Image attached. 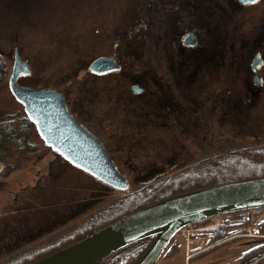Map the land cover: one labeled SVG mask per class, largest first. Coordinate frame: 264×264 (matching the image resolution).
I'll use <instances>...</instances> for the list:
<instances>
[{"label": "rangeland", "instance_id": "obj_1", "mask_svg": "<svg viewBox=\"0 0 264 264\" xmlns=\"http://www.w3.org/2000/svg\"><path fill=\"white\" fill-rule=\"evenodd\" d=\"M234 1L0 0V123L26 115L8 87L16 49L30 68L18 83L63 94L129 185L120 191L98 181L56 156L36 131L27 154L0 134V264L77 240L106 209L144 188L155 199L174 193L176 178L224 173L223 157L243 159L225 169L264 176V85L252 89L248 70L264 1ZM187 33L199 51L186 54L180 42ZM99 57L114 58L120 69L91 73ZM255 243L239 240L189 263L178 235L155 264H232ZM191 249V257L199 253Z\"/></svg>", "mask_w": 264, "mask_h": 264}, {"label": "water", "instance_id": "obj_2", "mask_svg": "<svg viewBox=\"0 0 264 264\" xmlns=\"http://www.w3.org/2000/svg\"><path fill=\"white\" fill-rule=\"evenodd\" d=\"M119 69L113 58L106 57L96 58L88 67L96 75ZM29 74L28 63L20 59L15 49L8 87L45 145L105 185L126 191L128 181L97 136L69 113L63 95L52 89L35 90L18 83L20 77ZM262 206L264 179L182 193L147 206L33 264H97L134 243L156 237L154 245L137 263L155 264L172 240L190 225L215 215Z\"/></svg>", "mask_w": 264, "mask_h": 264}, {"label": "trees", "instance_id": "obj_3", "mask_svg": "<svg viewBox=\"0 0 264 264\" xmlns=\"http://www.w3.org/2000/svg\"><path fill=\"white\" fill-rule=\"evenodd\" d=\"M4 76L5 68L3 65L0 64V79H2ZM32 131H36L35 125L30 121V119L26 115L25 117L19 119H9L6 121L3 120L0 123V134L2 135L3 142H6L10 145H14L18 150L26 154L35 151V146L28 143L27 141ZM238 160L243 159L234 155L223 157V160H221V164H226L224 166V173L215 172L214 174H211V171H204V173L201 174L199 171L202 170H198L195 171L193 174H188L187 179H185V181H183L182 183L179 178H176L178 180L175 181L172 187H169L171 188L170 190H175V192L172 194L163 193L164 196L161 195L159 196L160 198L157 197L154 199L155 195L154 192H152L154 191L153 188H151V193L146 190L147 188H144L143 191L140 190L139 192L133 193L127 196L123 201H120L119 203L115 204L113 207L106 209L102 213V217L100 219L94 221L93 224L91 223L89 227L84 228V231L89 230V232L85 233L84 236L81 235L80 237H78L77 240L70 241L64 245L60 243L55 247H51L52 249L48 248L39 252H35L32 255L24 256L9 264H33L76 242L85 239L88 236L93 235L94 233L106 228L107 226L139 210H142L147 206H150L156 202H159L175 195L214 186L264 179V176H258L256 178H245V174H238L236 172V170L241 171V168L234 169L233 167H231L229 169H225V167H229L230 165H232V163L238 164L237 166H240V164L243 162L237 163ZM232 168L233 171H235L236 173L231 172ZM200 175H202V177H199ZM223 177L230 178H227V181L220 182V178ZM213 181H216L218 183ZM155 190H159V188H155ZM258 209H264V206L237 210L222 214V223L219 227L208 229L207 231L201 233V238L204 241L207 250L200 252L194 255L193 257H190L188 259V262L190 263L199 256H205L233 242L245 239H254L257 243H255L253 247H251L248 251L242 254L241 257H239L233 262H235L236 264H264V239L246 238L242 236L249 228H254L256 235H264V214H256L254 211ZM255 219L256 221L254 222ZM210 222L211 219L208 218L200 220L190 225L189 227L194 229H200L207 227ZM151 239H156V237L148 238L134 243L106 257L97 264L103 263L104 261H107L113 257H119V260L116 264H137L154 245L153 244L150 248H148L147 251L144 250ZM121 253L122 255H120ZM233 262L231 263L234 264Z\"/></svg>", "mask_w": 264, "mask_h": 264}, {"label": "flooded vegetation", "instance_id": "obj_4", "mask_svg": "<svg viewBox=\"0 0 264 264\" xmlns=\"http://www.w3.org/2000/svg\"><path fill=\"white\" fill-rule=\"evenodd\" d=\"M261 0H255L252 3H240L239 0H235L234 2L239 5V6H248V5H252L255 3L260 2ZM264 1V0H262ZM181 46L183 47V49H185L186 54H188L189 52H193L194 48L195 50L197 49V45H198V39L196 38V36L192 33H187L184 38L181 39ZM252 45V55H251V60L249 63V73L251 74V78L249 77V82L251 84L252 89L258 90L261 86L264 85V81L260 78V70L264 67V28L263 30H261L256 39L254 41H252L251 43ZM199 48V47H198ZM194 50V51H195ZM200 50V48H199ZM199 50H196L199 51ZM207 50V49H206ZM205 53V51H204ZM185 55V54H182ZM204 55V54H202ZM114 59V58H113ZM254 63V64H253ZM252 65H255V68H252ZM188 71H190V75L186 76V78L191 79L192 72L191 70L188 69ZM21 78V77H20ZM19 78V79H20ZM131 90L133 93H139L141 92L142 89L140 88H136L134 86H131ZM63 95V94H62ZM64 97V95H63ZM65 100V98H64ZM66 103V101H65ZM67 106V103H66ZM68 109V106H67ZM69 111V109H68ZM69 113L71 115H73L70 111ZM74 116V115H73ZM74 118L80 123L82 124L75 116ZM83 126H85L84 124H82ZM86 127V126H85ZM87 128V127H86ZM88 129V128H87ZM89 130V129H88ZM90 131V130H89ZM91 133H93L92 131H90ZM94 134V133H93ZM95 135V134H94ZM96 136V135H95ZM98 138V137H97ZM99 139V138H98ZM102 143V142H101ZM104 146V145H103ZM105 147V146H104ZM56 156H59L54 150H52ZM108 152V151H107ZM60 157V156H59ZM115 164V163H114Z\"/></svg>", "mask_w": 264, "mask_h": 264}, {"label": "built area", "instance_id": "obj_5", "mask_svg": "<svg viewBox=\"0 0 264 264\" xmlns=\"http://www.w3.org/2000/svg\"><path fill=\"white\" fill-rule=\"evenodd\" d=\"M210 219H211V222L207 227L200 228V229H194L191 227H187L181 230L179 236H182L185 240V246L188 252V254L186 255L187 260L191 257V255L189 254L190 252H192L191 247H193L199 253L207 250L205 243L201 238V233L204 231H207L208 229L219 227L222 223V215H215V216L210 217ZM242 236L246 238L264 239V235L263 236L256 235L254 228L247 229L246 232Z\"/></svg>", "mask_w": 264, "mask_h": 264}, {"label": "crops", "instance_id": "obj_6", "mask_svg": "<svg viewBox=\"0 0 264 264\" xmlns=\"http://www.w3.org/2000/svg\"><path fill=\"white\" fill-rule=\"evenodd\" d=\"M175 245V244H174ZM176 246V245H175ZM186 247V246H185Z\"/></svg>", "mask_w": 264, "mask_h": 264}, {"label": "bare ground", "instance_id": "obj_7", "mask_svg": "<svg viewBox=\"0 0 264 264\" xmlns=\"http://www.w3.org/2000/svg\"><path fill=\"white\" fill-rule=\"evenodd\" d=\"M0 169H1V167H0Z\"/></svg>", "mask_w": 264, "mask_h": 264}]
</instances>
